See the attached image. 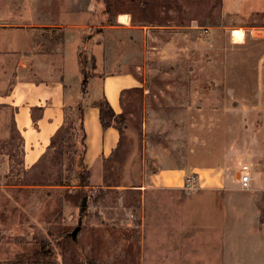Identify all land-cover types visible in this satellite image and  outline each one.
<instances>
[{"label":"rangeland","instance_id":"rangeland-1","mask_svg":"<svg viewBox=\"0 0 264 264\" xmlns=\"http://www.w3.org/2000/svg\"><path fill=\"white\" fill-rule=\"evenodd\" d=\"M2 2L10 21L70 27L68 49L80 44L90 79L87 94L65 107L61 152L46 149L31 166L13 109L0 105V264H261L264 89L257 92L255 74H228L226 33L215 28L242 21L223 15L221 0ZM119 14L145 29L116 23ZM227 31L243 42L241 29ZM117 71L138 88L123 93L110 120L118 148L88 168L84 187L77 106L92 105L101 79ZM76 83L69 77L70 90ZM243 164L253 171L248 189L237 182Z\"/></svg>","mask_w":264,"mask_h":264},{"label":"crops","instance_id":"crops-1","mask_svg":"<svg viewBox=\"0 0 264 264\" xmlns=\"http://www.w3.org/2000/svg\"><path fill=\"white\" fill-rule=\"evenodd\" d=\"M221 9L223 15L242 22L233 26L215 27L226 33V40L220 45L225 46L220 57L223 56L228 62V74H255L254 86L259 93L264 89V25L254 24L255 20L247 21L264 18V0H221ZM105 14L104 8L98 12L101 20ZM10 15V11L0 0V105L13 109L15 128L23 138V161L26 166H31L46 151L52 135L61 126L65 107L72 103L70 98L81 95L79 87L82 70L77 53L80 44L68 49L67 43L73 45L76 37L74 33L68 32L70 27L54 23L13 22L9 20ZM121 16L127 18L126 23L120 22ZM129 20V15L119 14L115 22L132 30L145 29L143 26H129ZM105 27L119 28L115 25ZM238 29L243 31L244 40L234 43L231 39L232 32L227 33V30ZM250 41H254V45L248 50L246 44ZM234 50L236 53L231 54ZM241 57L249 59L242 61ZM239 65L243 66L242 71H238ZM74 76L77 83L70 90L68 79ZM136 83L134 77L118 71L106 75L101 79L99 95L95 101L100 100L98 97L105 98L118 115L122 111L123 93L137 89ZM255 110L263 111L261 108ZM83 127L86 145L84 165L91 168L98 159L108 158L118 148L120 133L112 124L105 130L101 128L98 109L93 105L83 108ZM262 154L263 148L257 158L262 159ZM170 175L177 176L175 182L178 184V174ZM159 177L163 178L162 174ZM170 187L172 189L175 186ZM261 264H264V260Z\"/></svg>","mask_w":264,"mask_h":264},{"label":"trees","instance_id":"trees-1","mask_svg":"<svg viewBox=\"0 0 264 264\" xmlns=\"http://www.w3.org/2000/svg\"><path fill=\"white\" fill-rule=\"evenodd\" d=\"M105 13L107 12V7L104 8ZM78 61L82 70V80L80 84V93L81 96H84L87 93V86H88V81L90 77L88 74H85L84 70V64L85 60L81 56V50L78 51ZM94 107L98 109L99 112V123L100 126L103 130L107 129L111 123L110 120L113 118H116V114L108 104L105 98H102L100 100L94 101L92 103ZM77 119H78V129L80 131V144L82 146V151L81 153L78 154V163H77V168H78V174L77 178L79 179V183L81 186L87 187L89 185V178H90V172L89 169L86 168L84 165V155L86 151V145H85V131L83 127V107L79 104L77 106ZM12 128H15L14 122L12 123ZM16 130V128H15ZM63 133H64V127L60 126L55 133L52 135L49 145L47 147V151L53 150L54 154L61 152V146H62V140H63ZM77 153V150H76ZM86 203H87V198H83L80 201L79 209L81 212L85 211L86 208ZM41 255V250H33V253L31 256H27L29 260H35V258Z\"/></svg>","mask_w":264,"mask_h":264},{"label":"built area","instance_id":"built-area-1","mask_svg":"<svg viewBox=\"0 0 264 264\" xmlns=\"http://www.w3.org/2000/svg\"><path fill=\"white\" fill-rule=\"evenodd\" d=\"M251 174H252V171L248 165L243 164L240 166L238 170L237 181L241 189L249 188L251 181H252ZM192 181H193V178L190 177L188 180V183L191 184Z\"/></svg>","mask_w":264,"mask_h":264},{"label":"bare ground","instance_id":"bare-ground-1","mask_svg":"<svg viewBox=\"0 0 264 264\" xmlns=\"http://www.w3.org/2000/svg\"><path fill=\"white\" fill-rule=\"evenodd\" d=\"M120 22L126 23L127 22V18L125 16H121L119 18Z\"/></svg>","mask_w":264,"mask_h":264},{"label":"water","instance_id":"water-1","mask_svg":"<svg viewBox=\"0 0 264 264\" xmlns=\"http://www.w3.org/2000/svg\"><path fill=\"white\" fill-rule=\"evenodd\" d=\"M76 229L72 232V235H71V237H72V239L74 240L75 239V233H76Z\"/></svg>","mask_w":264,"mask_h":264}]
</instances>
